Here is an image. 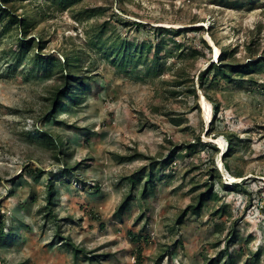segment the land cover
Returning <instances> with one entry per match:
<instances>
[{"label": "rangeland", "instance_id": "rangeland-1", "mask_svg": "<svg viewBox=\"0 0 264 264\" xmlns=\"http://www.w3.org/2000/svg\"><path fill=\"white\" fill-rule=\"evenodd\" d=\"M0 264H264V0H0Z\"/></svg>", "mask_w": 264, "mask_h": 264}, {"label": "trees", "instance_id": "trees-1", "mask_svg": "<svg viewBox=\"0 0 264 264\" xmlns=\"http://www.w3.org/2000/svg\"><path fill=\"white\" fill-rule=\"evenodd\" d=\"M3 3L5 5H11L13 4L14 0H2ZM17 1H23V0H17ZM3 13L6 14L7 18L9 19L10 23H14L17 24L19 29L21 31H27L28 29V21L26 18L24 19H19V17H17V15H15L12 11H7L8 9H3ZM162 30H166V29H162ZM31 44V40L26 41V40H22L20 47H21V52L19 54L18 58V62H22L25 59V55L29 52V45ZM131 48H127V51H130ZM113 54V53H112ZM123 60H125V58H123ZM34 63L36 64L38 70L40 72H43L45 75H50L52 68H56L57 65V60L53 59V58H45V56H41V55H37L34 59ZM158 63V62H156ZM251 63H258V62H251ZM157 65V64H156ZM213 65L215 66V64L213 63ZM60 67L62 68V65H60ZM148 71L151 72V67L147 68ZM235 70V67L233 65H228V67H226L225 69L222 70L224 76H228L227 78H230V76L228 75V71H233ZM71 73V71H70ZM66 79H68V81L65 82V86L62 89V91H60V93L58 94L57 100L55 103L58 105V108H60L61 106H63L61 103V101H64V99L66 98H72L74 100H77L78 96L77 94H79V91H81L80 88L78 87H74V90L71 89L72 86V82L71 80H75V77L70 74L66 76ZM233 142L231 141L230 145L233 146ZM153 178V174L149 173L147 180H146V184L148 185L149 182H151V179ZM135 182V181H132ZM53 193H54V189L53 186L50 187L49 192H48V202L51 205L52 204V200H53ZM214 194V193H213ZM210 195V196H209ZM206 195L205 193L200 195V204H202L203 201H206V198H211V197H216V195ZM207 196V197H206ZM129 200H126L123 205L121 206V208H125L128 204H129ZM193 212L195 214L199 213V207L198 208H194ZM74 252H81L79 251V249L75 248L74 246H72ZM229 261L232 263L233 262V258L232 255L229 256Z\"/></svg>", "mask_w": 264, "mask_h": 264}]
</instances>
